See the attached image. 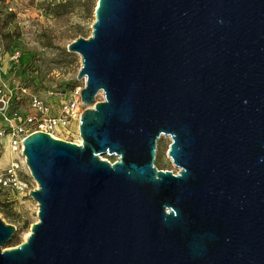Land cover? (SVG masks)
I'll return each mask as SVG.
<instances>
[{"label": "water", "instance_id": "1", "mask_svg": "<svg viewBox=\"0 0 264 264\" xmlns=\"http://www.w3.org/2000/svg\"><path fill=\"white\" fill-rule=\"evenodd\" d=\"M67 50L81 142L23 139L37 220L3 247L0 218V264H264V0H96Z\"/></svg>", "mask_w": 264, "mask_h": 264}, {"label": "rangeland", "instance_id": "2", "mask_svg": "<svg viewBox=\"0 0 264 264\" xmlns=\"http://www.w3.org/2000/svg\"><path fill=\"white\" fill-rule=\"evenodd\" d=\"M95 4L96 0H0V78L5 85L11 87L15 77L57 112L71 91L83 84L77 78L80 56L67 50V45L77 37L90 36ZM15 49L20 53L17 64L10 60ZM23 62L30 65L22 70ZM16 96L11 109L23 116L30 110L28 100L20 94ZM75 131L72 127L71 133L59 136L76 140ZM169 143L168 135L157 139L154 165L176 173L178 167L167 155ZM8 156L7 148L0 144V168ZM100 156L109 161L117 159L115 155ZM22 176L28 180V191L36 187L27 172ZM0 218L15 226L11 238L2 246H14L24 240L37 220V203L29 192L17 195L0 189Z\"/></svg>", "mask_w": 264, "mask_h": 264}, {"label": "built area", "instance_id": "3", "mask_svg": "<svg viewBox=\"0 0 264 264\" xmlns=\"http://www.w3.org/2000/svg\"><path fill=\"white\" fill-rule=\"evenodd\" d=\"M19 54V51L15 49L12 52L10 60H13V63L17 64L19 62L17 59ZM29 65V62H23L22 70ZM82 80L83 84L75 87L67 100L60 103L58 111L53 112L46 101L29 91L15 77L12 79L11 87L6 86L0 78V144L7 148L9 152L6 163L0 168V189L8 190L17 195H24L29 192L28 180L22 176V174L27 172L31 180L34 181L26 165L25 156L22 153L24 148L22 141L29 133L42 131L52 137L63 139L59 135L71 133V121L76 118V139L80 138L78 136V119L80 113L85 108L80 100V90L85 83V80ZM17 94L26 97L28 100L30 110L26 114H23V116H20L18 111L11 109V103L17 98ZM99 95H102V93L98 92L95 100L103 99V95L97 98ZM68 141L78 143L75 139ZM170 171L175 173L173 170Z\"/></svg>", "mask_w": 264, "mask_h": 264}, {"label": "bare ground", "instance_id": "4", "mask_svg": "<svg viewBox=\"0 0 264 264\" xmlns=\"http://www.w3.org/2000/svg\"><path fill=\"white\" fill-rule=\"evenodd\" d=\"M72 127H75V130H76V127H77V119H76V118L73 119V120L71 121V129H72ZM75 141L79 143V142L81 141V139H80V138H77ZM35 184H36V186H37V183H36V182H35ZM29 232H30V231H28V232L26 233L24 239L27 237V235L29 234Z\"/></svg>", "mask_w": 264, "mask_h": 264}]
</instances>
